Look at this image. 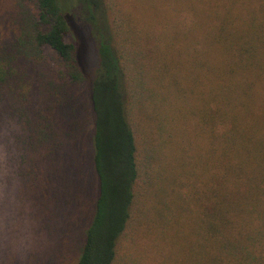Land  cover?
Listing matches in <instances>:
<instances>
[{
    "label": "trees",
    "instance_id": "obj_1",
    "mask_svg": "<svg viewBox=\"0 0 264 264\" xmlns=\"http://www.w3.org/2000/svg\"><path fill=\"white\" fill-rule=\"evenodd\" d=\"M13 1L0 130L25 125L20 176L32 151L54 162L65 206L82 157L60 151L55 126L87 77L60 0ZM85 1L114 32L87 87L96 191L75 264H264V0ZM124 4L138 24L117 40Z\"/></svg>",
    "mask_w": 264,
    "mask_h": 264
},
{
    "label": "rangeland",
    "instance_id": "obj_2",
    "mask_svg": "<svg viewBox=\"0 0 264 264\" xmlns=\"http://www.w3.org/2000/svg\"><path fill=\"white\" fill-rule=\"evenodd\" d=\"M60 3L69 27L66 40L76 45L79 64L87 77L85 86L71 88L77 104L75 112L65 111L62 120L59 115L61 121L57 120L55 126L61 141L60 151L67 153L69 160L82 157L76 176L81 181L79 197L65 206L64 201L69 202V198H61L60 192H56L57 198L51 197L49 184L54 180L56 166L45 160L37 164L39 158L34 151L29 153L35 158L33 166L23 170L29 177L20 176L17 154L26 152L27 147L22 144L26 127L16 120L3 118L5 129L0 130V264H75L86 227L84 222L90 214L96 191L89 158L92 115L87 87L97 67L98 45L102 40H112L114 31L103 7L91 9L85 0H60ZM124 5L127 11L119 12L121 17L117 18L118 23L121 22L119 32H115L117 40H127L132 35L130 29L126 38L132 10L128 4ZM239 8L244 9L243 6ZM132 19L137 25L136 18ZM17 23L14 1L0 0V39L12 38ZM135 24L132 23L133 29ZM74 127L77 133L72 138L70 133ZM4 142H9V146ZM71 218L76 219V223Z\"/></svg>",
    "mask_w": 264,
    "mask_h": 264
}]
</instances>
